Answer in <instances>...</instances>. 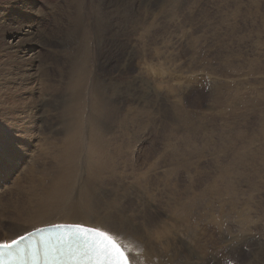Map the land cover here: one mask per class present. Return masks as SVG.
Here are the masks:
<instances>
[{
  "label": "rangeland",
  "instance_id": "obj_1",
  "mask_svg": "<svg viewBox=\"0 0 264 264\" xmlns=\"http://www.w3.org/2000/svg\"><path fill=\"white\" fill-rule=\"evenodd\" d=\"M126 1L0 0L1 62L19 94L15 127L0 132V239L68 207L108 216L137 252L160 256L149 230L161 212L183 240L168 264L196 251L264 264V0ZM59 76L66 117L59 99L43 101ZM66 171L62 200L27 198ZM146 194L151 208L135 198Z\"/></svg>",
  "mask_w": 264,
  "mask_h": 264
},
{
  "label": "bare ground",
  "instance_id": "obj_2",
  "mask_svg": "<svg viewBox=\"0 0 264 264\" xmlns=\"http://www.w3.org/2000/svg\"><path fill=\"white\" fill-rule=\"evenodd\" d=\"M2 1V0H1ZM128 1V0H127ZM126 1V2H127ZM4 2V1H3ZM6 2V1H5ZM139 2H140V0H139ZM2 4V3H1ZM118 4H120V2L118 3ZM139 4V3H138ZM172 4H174V3H172ZM177 5H178V3H176ZM183 4H186V2L184 1V2H182V3H180L179 5H178V7H179V12L182 10V6L181 5H183ZM5 6V5H4ZM120 7V6H119ZM124 8V7H123ZM140 8H141V6H140ZM143 8V7H142ZM142 10V9H141ZM39 11V10H38ZM95 11V10H94ZM98 11V10H97ZM151 11H153V10H151ZM120 12V11H119ZM142 13H144V12H142ZM126 14V13H125ZM128 14V13H127ZM145 15V17H146V14H144ZM123 16H125V15H123ZM143 17V16H142ZM124 19V18H123ZM128 19V18H127ZM130 19V18H129ZM257 20V19H256ZM128 23H129V21H128ZM127 23V24H128ZM28 25V24H27ZM26 25V26H27ZM135 27H137V26H135ZM26 32V31H25ZM24 34V33H23ZM31 35V34H30ZM23 38V37H22ZM43 41H44V39H43ZM47 41V40H46ZM19 42V41H18ZM48 42V41H47ZM237 42V41H236ZM11 51L10 52H12L13 54L12 55H15V54H18L17 53V50H16V48L15 47H11L10 46V48H9ZM51 49V48H50ZM4 50V49H3ZM2 50V51H3ZM6 50V49H5ZM134 50V49H133ZM1 51V50H0ZM193 53V52H192ZM8 54V53H7ZM11 54V53H10ZM9 54V55H10ZM11 55V56H12ZM3 56V54H0V132H3V131H5L6 132V130H11L12 128H14L15 127V125H14V123H13V125L11 126V123H10V121H9V119L10 118H12V119H15L14 118V115H15V113L16 112H18L19 111V94L16 92V90H14V88H13V83H11V78H10V74H9V70H8V68H7V63H6V61L4 60V61H2L1 62V57ZM16 59V58H15ZM14 59V60H15ZM12 61V60H11ZM16 62V61H15ZM15 64V63H14ZM14 64H12V65H14ZM20 64V63H19ZM19 64L17 63L16 64V71H17V69H19ZM15 66V65H14ZM130 66V65H129ZM62 68V67H61ZM13 69V68H12ZM20 71V70H19ZM64 73H65V70L63 69L62 70ZM12 72H14V71H12ZM27 75V74H26ZM47 75V74H46ZM14 76H15V79L14 80H18L19 81V73L17 74H14ZM14 76L12 77V79L14 78ZM60 77V78H59ZM58 78V81H57V83H54V84H52L51 85V83H50V85L51 86H47L46 88L47 89H45V90H47V94H46V96L43 98V101H45V100H50L51 102H52V105L53 106H55L56 105V103H57V100L59 99V105H60V108H61V110H66L67 109V106H66V103H67V101H66V98H65V92H66V86H65V84H64V80L62 79V76H59ZM23 78V77H22ZM54 78V77H53ZM55 79V78H54ZM65 79V78H64ZM142 81V80H141ZM53 82V81H52ZM62 83H63V88L61 89V86H62ZM43 85V84H42ZM45 86L47 85L46 83L44 84ZM61 85V86H60ZM44 86V87H45ZM188 87V86H187ZM89 88V87H88ZM160 88V87H159ZM142 90V89H141ZM185 90V89H184ZM183 90V91H184ZM189 90V89H188ZM43 91H44V89H43ZM89 91H91V90H89ZM182 91V92H183ZM148 92V91H147ZM157 92V91H156ZM190 92V91H189ZM43 93V92H42ZM177 93H179L178 92V90H177ZM44 94V93H43ZM43 94H42V96H43ZM162 94V93H161ZM167 94H168V92H167ZM186 94V93H185ZM45 95V94H44ZM73 95V94H72ZM91 96V95H90ZM142 96H143V98H145L146 97V94L142 91ZM162 96H164V95H162ZM172 96V95H171ZM70 97H72L71 95H70ZM168 97H169V95H168ZM21 99V98H20ZM167 99V98H166ZM178 99V98H177ZM232 99V98H231ZM42 100V99H41ZM69 100V99H68ZM177 101V100H176ZM155 102H156V100H155ZM157 104V103H156ZM69 105V104H68ZM70 106V105H69ZM68 106V107H69ZM93 110V109H92ZM96 111H97V109H96ZM235 111V110H234ZM26 115H28L29 116V114H26ZM66 115H67V110L65 111V113H64V116L66 117ZM27 116V117H28ZM64 116H63V118H64ZM34 117V116H33ZM66 120V119H65ZM70 120V119H69ZM72 122H73V120H71ZM70 122V121H69ZM90 123V122H89ZM70 125V124H69ZM71 125H72V123H71ZM63 127H64V125H63V123H62V126H61V128H60V130L63 132ZM94 127V126H93ZM18 129V128H17ZM87 133V132H86ZM89 133V132H88ZM93 133H95V131L93 132ZM92 133V134H93ZM9 134V133H8ZM90 134V133H89ZM88 134V135H89ZM91 134V135H92ZM70 136H72V135H70ZM96 135L94 134V137H95ZM173 136V135H172ZM89 138H90V136H89ZM96 139H98L97 137H95ZM94 138V139H95ZM94 139L92 140V141H94ZM8 140V139H7ZM6 140V141H7ZM86 141V140H85ZM91 142V141H90ZM89 142V143H90ZM98 142V141H97ZM12 143V142H11ZM88 143V144H89ZM92 143V142H91ZM90 143V144H91ZM96 143V141L94 142V144ZM93 144V143H92ZM93 144V145H94ZM98 144L99 143H97V147H98ZM100 145V144H99ZM96 146V145H95ZM172 146V145H171ZM33 147V146H32ZM75 147V146H74ZM72 148V147H70L72 150L74 149L75 150V148ZM84 147V146H83ZM87 147V146H86ZM36 148V147H35ZM68 148H69V146H68ZM69 148V149H70ZM95 148V147H94ZM174 148V147H173ZM180 148H181V146H180ZM37 149V148H36ZM171 149V148H170ZM178 149H179V147H178ZM73 150V151H74ZM167 150H169V148L167 149ZM38 151H39V149H38ZM70 151V150H69ZM91 151V150H90ZM166 151V150H165ZM183 151V150H182ZM30 153H31V155L32 154H34V153H37L36 151H34V150H32V149H30V151H29ZM87 152V151H86ZM171 153H172V150H171ZM93 154H94V152H93ZM167 154V153H166ZM174 154V153H173ZM176 154V153H175ZM74 155V154H73ZM87 155H89V154H87ZM91 155V154H90ZM95 155V154H94ZM70 156V155H69ZM94 157V156H93ZM93 157H91V159L93 158ZM170 157V156H169ZM171 157H172V155H171ZM171 157H170V159H171ZM174 157V156H173ZM4 158V157H3ZM27 158H28V156H27ZM26 158V159H27ZM71 158H72V155H71ZM69 159H70V157H69ZM69 159H68V161H69ZM175 159H177L176 157H175ZM21 160H23L22 159V157H20L19 158V156H17V163H16V165L15 166H13V167H11V171H12V169L14 168H16V170H18V172H20L21 171V169H22V166L20 165V167H19V162H21ZM29 160H33V158L32 157H29ZM72 160H73V158H72ZM95 160H96V158H95ZM173 160H174V158H173ZM92 161H94V160H92ZM67 162V161H66ZM70 162V161H69ZM68 162V163H69ZM73 162V161H72ZM71 162V163H72ZM95 162H97V161H95ZM61 163H63L64 165H65V163L62 161ZM62 164V165H63ZM67 164V163H66ZM94 164V163H93ZM60 165V164H59ZM95 165V164H94ZM97 165V164H96ZM66 166V165H65ZM57 167H58V165H57ZM60 167H61V165H60ZM67 167V166H66ZM90 167V166H89ZM97 167L99 168V166L97 165ZM96 167V168H97ZM1 168H3V167H1ZM59 168V167H58ZM62 168V167H61ZM94 168V167H93ZM97 168V169H98ZM7 170V169H6ZM61 170V169H60ZM60 170H58V171H60ZM66 170V168L63 170V171H60L59 173H63L64 171ZM91 170H92V168H91ZM176 169H173L172 170V173L175 171ZM5 171V170H4ZM68 171V170H67ZM67 171L64 173V174H59V176H57L56 178H54L53 180H51V182H49L48 184H46L47 185V187L45 186V183L47 182H45V183H43V187L45 188L44 189V192L43 193H38L37 191L36 192H34V193H28L27 194V198L28 199H32V201H34L35 203L36 202H38V201H40V200H42V199H44L45 201H46V199H51L50 201H53L54 200V202L53 203H51L50 204V206L51 205H53L54 203H55V201H59V200H62V192L64 191V189H65V183H66V179H67V175H66V173H67ZM3 172V171H2ZM69 172V171H68ZM58 173V172H57ZM51 174V173H50ZM53 174V173H52ZM7 175H8V173H6V174H1L0 175V190L2 189L3 191H0V196L4 193V191L6 190L7 191V189L9 188V186H6V185H3V183L4 184H6L7 182H10V179L7 177ZM81 175V174H80ZM145 176V175H144ZM52 177H54V176H52ZM22 179L24 178V175L21 177ZM28 178H29V174H27L26 175V180L28 181ZM66 178V179H65ZM219 179V178H218ZM81 181V177H80V179L77 181V184L76 185H74V187H73V189H72V192H73V190H74V193H76L79 189H80V182ZM68 182V181H67ZM75 182H76V180L74 181V184H75ZM71 184V183H70ZM42 187V186H41ZM76 188V189H75ZM66 191V190H65ZM42 192V191H41ZM143 193V192H142ZM146 193V192H145ZM68 194V193H67ZM210 194V193H209ZM78 195V194H77ZM122 197H123V200L125 201V199H126V201L128 200V199H131V196L127 193L126 195H125V193H121L120 194ZM18 197V196H17ZM26 198V199H27ZM135 198H138L139 200H142L143 202H142V204H141V206H143V204L146 206V207H148V208H151V206H154L153 205V200L152 199H154V198H152L151 197V195L149 196V195H147L146 194V197L145 196H139V197H137V195H136V197ZM144 200H143V199ZM18 199H20V198H18ZM138 201V200H137ZM7 202V201H6ZM129 203V202H128ZM12 204H13V201H12ZM58 204V203H57ZM38 205L41 207L42 205H41V203L40 202H38ZM69 205V204H68ZM151 205V206H150ZM50 206H46V207H50ZM42 207H45V206H42ZM61 208V207H60ZM60 208H58V209H60ZM62 209H64V210H59L58 212H53L51 215H49V216H47V217H45V218H42V219H38V220H31V222L30 223H33L31 226H29V228L28 229H24V227H20L21 228V230L19 229V227H17L18 229H17V231H15L14 233H11V234H9V238L8 239H3V238H1L0 239V245H7V244H9L10 242H12V241H15V240H17L18 238H20V237H22V236H24V235H26V234H28L29 232H31V231H33V230H35V229H38V228H41V227H45V226H50V225H52V226H55V225H61V224H72V225H80V226H85V227H92V228H97V229H99L100 231H102L103 233H105L106 235H108V236H110L111 238H113L116 242H118L119 243V245H121V247L123 248V250L125 251V253L127 254V257H128V259H129V264H142L143 262H144V264H148V262H149V264H156V263H162V264H168V262H169V259H170V257L171 256H174V258L175 259H179V258H177V256H182L183 254H182V251H181V248H177L178 246H181V245H183V240L181 239V238H178V239H173V237L171 236V232H172V230H170V226H168L169 224L168 223H166V222H162V219H161V217H162V214H161V212H160V214H159V217H158V221L156 222V223H154V225H153V227L151 226V229L149 230V238H150V242L152 241L154 244H156L158 247H159V254H160V256H152L151 254H148V253H146L145 252V250L144 251H138L137 252V248H136V245L135 246H132L128 241V239L126 238V237H123V236H121V232H119L118 230H117V228H116V223H115V221L113 220V219H111V218H109L108 216L107 217H103L102 219H93L92 218V216H90V215H83V216H80L79 215V213H70V209L68 208V207H63ZM80 207H78V209H77V211L78 212H80ZM108 210H110V207H108ZM53 211V210H52ZM60 213H62V214H60ZM38 216V215H37ZM146 218V217H145ZM19 219H22V222L25 220V219H27L26 218V216L24 215V217H22V215H20V217H19ZM143 219V218H142ZM148 220V219H147ZM111 221L113 222L112 223V225L110 224L111 223ZM143 221V220H142ZM120 222V224L122 223V221H119ZM29 223V224H30ZM119 224V223H118ZM159 224H161L163 227H165L166 229H167V231L165 232V233H160V232H158L159 230H157L158 229V226H159ZM20 226V225H19ZM121 226V225H120ZM25 227H27V226H25ZM148 230V229H147ZM161 232H162V229H161ZM139 234H140V232H139ZM147 234V233H146ZM162 234L164 235H168V236H171L172 237V240L171 241H160V239H161V236H162ZM206 234V233H205ZM126 235V234H125ZM145 238V237H144ZM210 238V237H209ZM170 239V238H169ZM162 240V239H161ZM178 241V242H177ZM199 241V240H198ZM198 241H196V243H195V246H196V248H199L200 247V243H198ZM141 243V242H140ZM145 243V242H144ZM169 243V244H168ZM150 244V243H149ZM178 244V245H177ZM140 245V244H139ZM144 245V244H143ZM194 245V244H193ZM156 246V248H158ZM191 246V245H190ZM145 247V246H144ZM192 247V246H191ZM252 247V246H251ZM153 247H151L150 249H152ZM172 249V251H167V250H169V249ZM194 248V247H193ZM147 251H149V250H147ZM154 251V250H153ZM155 252V251H154ZM169 252H171L173 255H170V256H167V254L169 253ZM193 253V252H192ZM153 254V253H152ZM166 255V256H165ZM184 257H189V261H192V263L193 264H209L208 263V260H209V258H208V256L206 255V254H203V253H201V254H199V252L198 251H196L194 254H192V255H188V256H184ZM182 258V257H181ZM180 258V259H181ZM185 260V259H184ZM181 261H183V259L181 260ZM142 262V263H141ZM184 262V261H183ZM187 262V261H186Z\"/></svg>",
  "mask_w": 264,
  "mask_h": 264
}]
</instances>
